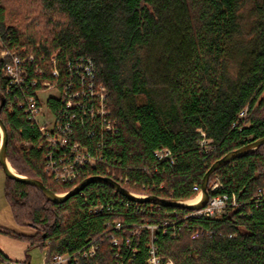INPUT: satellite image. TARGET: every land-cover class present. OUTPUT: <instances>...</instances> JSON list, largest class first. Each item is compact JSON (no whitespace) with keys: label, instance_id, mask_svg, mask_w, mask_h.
<instances>
[{"label":"trees","instance_id":"16d2710c","mask_svg":"<svg viewBox=\"0 0 264 264\" xmlns=\"http://www.w3.org/2000/svg\"><path fill=\"white\" fill-rule=\"evenodd\" d=\"M0 36L7 47L25 49L36 60L59 52L61 84L79 58L91 59L97 81L108 88L115 130L105 129V119L82 114L74 125V136L101 162L75 184L56 183L44 173L38 130L23 110L7 108L11 98L0 63L8 162L53 193L69 192L91 177L111 179L109 167L118 176L111 180L130 192L145 185L150 196L191 200L218 160L264 138V0H0ZM202 133L212 151L200 149ZM161 148L172 151L173 165L155 158ZM216 177L224 186L217 193L235 194L241 206L214 219H190L175 238L160 232L161 254L175 264H264V200L257 204L254 198L264 188V145L221 167ZM5 197L16 223L36 231L17 237L31 248H47V261L83 249L113 219L131 224L143 218L135 214L134 200L103 182L56 204L6 177ZM99 202L104 210L90 214ZM179 210L190 212L162 206L144 218L178 222L172 213ZM196 228L213 234L192 239ZM146 236L134 244L135 256L124 249L133 264H147ZM100 245L99 264H116L108 240Z\"/></svg>","mask_w":264,"mask_h":264},{"label":"built area","instance_id":"2783aa9c","mask_svg":"<svg viewBox=\"0 0 264 264\" xmlns=\"http://www.w3.org/2000/svg\"><path fill=\"white\" fill-rule=\"evenodd\" d=\"M58 53L53 54L49 59L43 56L36 60L35 56L26 53L25 49L19 51L7 47L0 36V63L4 66L7 76L5 94L11 98L8 100L7 108L10 111L16 107L23 110L27 120L38 130L41 142L39 148L45 152V175L56 183L75 184L86 176L89 169L95 168L103 158L93 154L87 145H83L81 140L74 136V125L79 121V114L88 116L91 120L105 119L107 131H114L117 121L109 120L111 116L108 106L109 91L104 84L97 81L93 61L79 58L75 68L71 67L69 71L71 76L69 75L61 84L63 76L58 69ZM244 116L245 111L242 113V117ZM199 147L205 152L213 149L205 133H202ZM154 156L160 163L164 161L171 165L175 163L174 155L168 148L156 150ZM106 173L107 176L111 175V179L118 177L109 167ZM123 180L124 183H128L127 178ZM140 187V192H129L139 199L149 197L146 191L149 188L145 185ZM163 188L164 186L161 185L159 189ZM222 189L224 186L221 180L218 177L212 179L209 183L210 199L207 205L190 212L174 211L172 214L178 216V222L147 220L144 216L162 211V206L152 203L146 205L135 201V214L143 216L140 221L126 224L121 217L113 219L106 224L104 233L89 239L83 249L73 254L56 255L50 261L45 260L44 264H99L97 255L100 244H103L105 240H108L114 251L116 264H133V259L124 256L127 254L124 253V249L130 250L128 255L135 256L139 250L134 244H139L145 232L149 256L147 264H170L160 252L157 243L159 233L161 232L164 236L171 233L172 238H175L177 232L181 231V224L187 226L190 219H214L224 215L228 209L241 206L235 194L217 193ZM194 192L197 195L193 199H199L202 194L201 187L195 186ZM254 198L257 204L264 200V188L259 189ZM108 207L112 208L110 205ZM104 208V203L99 202L97 205L90 206L89 213H101ZM204 232L207 236L213 234L210 230L196 228L191 237L196 239ZM0 264L21 263L5 260L0 256Z\"/></svg>","mask_w":264,"mask_h":264},{"label":"water","instance_id":"95a60500","mask_svg":"<svg viewBox=\"0 0 264 264\" xmlns=\"http://www.w3.org/2000/svg\"><path fill=\"white\" fill-rule=\"evenodd\" d=\"M4 105V99H2V104L0 107V112L2 111V107ZM0 134H1V143H0V167L3 170L5 176L8 179L25 183L29 186H33L40 190L47 200L60 204L64 203L70 198L76 196L81 191H83L89 184L94 182H103L105 184H108L112 186L114 189H116L120 194L123 196L130 198L134 201L138 202H148V203H155L163 207H173V208H182V209H188V210H199L204 208L209 199H210V193H209V183L212 179V177L216 174V172L226 164L231 163L237 158L243 157L249 153L254 152L258 148L262 147L264 145V138L256 140L251 142L250 144L246 145L245 147L238 149L236 151L230 152L227 155H225L223 158L218 160L205 174L202 183H201V197L199 199H191V200H166L163 198H159L156 196H149L146 198H136L134 197L128 190H126L124 187L116 183L115 181L108 179V178H100V177H91L77 185L75 188H73L71 191L67 192L64 195L53 193L52 191L48 190L44 184L36 179L21 176L17 174L14 169L10 170V163L7 159V146H8V132L7 128L4 125L3 121L0 119Z\"/></svg>","mask_w":264,"mask_h":264},{"label":"rangeland","instance_id":"374dc122","mask_svg":"<svg viewBox=\"0 0 264 264\" xmlns=\"http://www.w3.org/2000/svg\"><path fill=\"white\" fill-rule=\"evenodd\" d=\"M0 174L3 179H6L1 168ZM7 205L0 211V254L14 262L44 264L48 254L47 248H31V243L27 239L17 237L18 235L32 237L36 234V231L30 226L17 224L12 216L9 204ZM165 257L167 262L175 264L172 258Z\"/></svg>","mask_w":264,"mask_h":264},{"label":"crops","instance_id":"0c3cea01","mask_svg":"<svg viewBox=\"0 0 264 264\" xmlns=\"http://www.w3.org/2000/svg\"><path fill=\"white\" fill-rule=\"evenodd\" d=\"M5 186H6V179H3L0 174V211L8 206L7 205L8 202L5 197Z\"/></svg>","mask_w":264,"mask_h":264},{"label":"bare ground","instance_id":"6f19581e","mask_svg":"<svg viewBox=\"0 0 264 264\" xmlns=\"http://www.w3.org/2000/svg\"><path fill=\"white\" fill-rule=\"evenodd\" d=\"M10 170H12L11 166H10Z\"/></svg>","mask_w":264,"mask_h":264}]
</instances>
